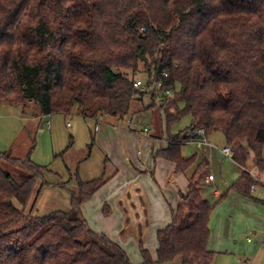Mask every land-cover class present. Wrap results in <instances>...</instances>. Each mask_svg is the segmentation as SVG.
I'll use <instances>...</instances> for the list:
<instances>
[{"label": "trees", "instance_id": "1", "mask_svg": "<svg viewBox=\"0 0 264 264\" xmlns=\"http://www.w3.org/2000/svg\"><path fill=\"white\" fill-rule=\"evenodd\" d=\"M141 70L174 91L161 104L174 107L165 123L188 114L192 126L220 131L241 171L229 190L264 204L251 196L256 181L246 170L252 153L264 171V0H0V103L122 119L141 100L144 90L130 78ZM182 142L180 133L168 135L159 153L185 171L193 157L182 156ZM30 153L0 154V264H133L81 216V204L107 177L76 176L70 192L60 186L68 210L37 216L33 205L27 212L15 205L25 207L35 184L46 183L48 167ZM195 176L156 232L155 258L140 249L142 264L213 262L207 242L215 204Z\"/></svg>", "mask_w": 264, "mask_h": 264}, {"label": "crops", "instance_id": "2", "mask_svg": "<svg viewBox=\"0 0 264 264\" xmlns=\"http://www.w3.org/2000/svg\"><path fill=\"white\" fill-rule=\"evenodd\" d=\"M145 76L147 79V75ZM149 94L154 104L153 98L156 99V97L152 93ZM173 96L174 92L171 97ZM29 104L32 103L28 102L22 108L27 110L26 108ZM160 106L158 105V108ZM139 113L138 115H143V111ZM167 113L172 112L167 111ZM167 113L165 111L164 114ZM25 114L26 112L23 110L20 115V118L24 120L23 127L15 129L16 133L12 137L0 134V154L10 152L16 157H22V154L27 152L30 141L34 143V139H37V143L31 150L30 159L36 164L47 166L49 169L51 165L55 164L56 157L67 154L65 151L72 144V136H69L68 145L61 150V136L57 126L58 121L54 117L55 114L42 115L37 109L28 115ZM60 115L63 119L68 117ZM134 116L131 114L130 117ZM126 117L127 115L123 116L122 119L111 116L101 117L103 128H100L98 125V128L95 130V124L93 127L94 133L90 132L89 142L86 144V154L77 155L74 160L68 163L65 171V177L68 178L57 185H59V188L63 184L69 185L74 181L76 176L82 181L99 178H94L95 175H98L99 166L101 171L102 163L108 162L111 173L108 175L106 182L88 200L81 204V216L93 231L105 234L109 239L121 246L131 263L139 264L140 259L142 263L141 248L146 249L148 252L150 251L151 257L155 258L157 248L156 232L170 222L171 209L176 208L181 202V195L186 193L189 177L192 173L187 174L186 170H177L173 161L160 156L159 151L166 147L167 138L165 139L162 129L161 134L155 131V123H145L148 125L146 126L148 127V131L144 133L142 131L143 127L140 129L135 127L138 122L137 119H135L136 123L134 125L128 124L127 120L126 124H123L122 120ZM2 118L11 119L10 117L3 116L0 120ZM68 124L69 122H66L65 127L71 128V125ZM192 124L193 120L191 126L183 131L189 132ZM212 131L218 130H211L208 133ZM20 134L24 136L21 141L19 140ZM181 136L183 142L187 141V139H192L191 137L188 138L187 134L183 132ZM91 140L93 143L88 147ZM197 145L199 144L197 143ZM199 146L211 145L208 142V144H201ZM220 148H218L216 153L217 157L221 160L228 158L219 152ZM38 150L42 151L36 153ZM94 152L101 159L97 167L92 162ZM249 157L251 159L246 162V170L250 173L248 169H250L251 165L259 173L255 165L254 155L252 154ZM262 158L264 160V146L262 148ZM234 164L238 177L241 171L235 162ZM53 168H50L47 172L54 176H59L61 179L62 176L61 174L59 175L61 173L59 172V168ZM208 175L211 174H201V177H204V181L211 183L214 178L211 181H207ZM198 183L200 186L199 181ZM201 185L202 192L204 193L205 185L204 183ZM251 191L252 193H256L255 198L264 202V181H256ZM213 196L219 197L220 194L217 190H214ZM227 196V199L232 197L231 201L235 206L248 208L250 210L249 214L252 215L251 219H247L248 221L243 223L251 228L252 234H255L253 243H251L252 249L250 254L241 252L244 253V256L240 255L238 260H243V264H264V237L261 232L256 235V230L261 224L263 225L262 221L264 217L261 219V216L264 214V204L232 190ZM230 221L231 217L226 215L225 225H227V230L230 228ZM247 241L252 242L249 238H247ZM208 249L212 251L210 248ZM216 258L215 256L211 264L214 261L215 264L232 263V261H226L225 263L223 259L216 260ZM172 262L169 264H172Z\"/></svg>", "mask_w": 264, "mask_h": 264}, {"label": "rangeland", "instance_id": "3", "mask_svg": "<svg viewBox=\"0 0 264 264\" xmlns=\"http://www.w3.org/2000/svg\"><path fill=\"white\" fill-rule=\"evenodd\" d=\"M137 76L141 79L145 78V73L141 70L140 72H137ZM141 98L142 100L138 98L132 101L127 117L122 120L123 124H126V119L129 118L131 114L132 116H134L135 114V116L133 117V121H135V119L138 120L135 125L137 129L148 126L145 123L151 124L152 122L155 123V131H157L159 134H161L160 132L162 129L165 139L168 137V135L179 132L187 134L188 138H190V130L189 132L183 131L191 126L192 117L190 115L186 114L177 121L168 125L165 123L164 113L165 111L166 113L167 111L173 112L174 107H163L162 105L165 104L164 102L158 108V102L155 98H153L155 106L147 108L152 104V101L151 95L146 91L141 94ZM26 109L27 110L23 109L22 106H9L3 103L0 104V118L3 116L11 118H2L0 120V134L12 137L16 133L15 129H19V127H23L24 125V120L20 118L23 110L24 112H26L25 115H28L35 109H37V106L34 104H29ZM140 110L143 111L142 116L138 115L140 114ZM12 117L17 119H13ZM54 117L58 121L57 126L59 128L62 144L61 150H63L68 145L69 136H72V144L65 151L67 152V154H65V156L56 157V160L54 162L55 164L50 166V168H59V172H61L59 173V175L61 174L62 177L60 179L59 176H54L51 173L46 172L43 177L46 183L38 181L35 184L25 207H22L17 201H14L15 205L25 212L29 211L31 209V205H33L32 214L37 216H44L54 210L69 209L70 198L68 192L75 190L74 181H72L71 184L66 185L68 192L59 188V185L57 184L67 180L68 177H65V171L68 163L71 160H74L77 155L86 154V144L89 142V135L90 132H93V127L95 126V124H98L100 128H103V122L101 121V118L96 121L94 118L71 115L63 119L60 114H55ZM66 122H69L71 128L65 127ZM23 137L24 136L20 134L19 140L21 141ZM207 139L211 146H199L193 139H187V141L182 143V156L185 158L193 157V164L185 172H187V174H193L196 172V180L200 182V186L202 187L201 184L203 183L205 185L203 196L211 204H215L209 219L210 235L208 239V248H210L215 253V256L217 257L216 260L223 259L225 263L226 261H232L231 264H243V260H238L239 256H244V253L250 254L252 249L251 243H253V239L255 237V234L251 233V228L248 225H244L243 223L248 221L247 219H251L252 215L249 214L250 210L248 208L235 206L231 201L232 197L227 199V195L231 192V190H229V186L237 178L238 173L232 158H224L223 160H221L217 157L216 153L218 151V148H220V146L222 147L226 145L223 134L220 131H212L208 133ZM36 143L37 139H34V143L30 141V146L28 147L27 152H24L22 154V157H25L26 154L32 150V146H34ZM40 151L42 150H38L36 153H40ZM249 156H252V153H250ZM250 159L251 157H249L248 161ZM100 161L101 159L99 155L94 152L92 158L93 164L97 167ZM249 168L250 169L248 170L250 171V174L255 181H264L262 172L258 173L256 168L251 165ZM110 169L111 168L108 162L102 163L101 171L99 166L98 175H95L94 178L108 177V175L111 173ZM201 174H211L214 180L211 183H208L204 181V177L202 178ZM214 190H217L219 192V197L213 196ZM36 192L39 193L35 197ZM221 196L224 197L220 198ZM251 196L256 197V193H252L251 191ZM250 199L255 200L254 198ZM226 215L231 217L230 228L228 230L227 225H225ZM263 217L264 214L263 216H261V219ZM262 223L263 225L261 224L257 230H252L257 231L256 235L261 232L264 237V219ZM247 238L252 240V242H248ZM139 264H142L141 259ZM172 264H181L180 258L176 257L173 260ZM213 264H215V261Z\"/></svg>", "mask_w": 264, "mask_h": 264}, {"label": "built area", "instance_id": "4", "mask_svg": "<svg viewBox=\"0 0 264 264\" xmlns=\"http://www.w3.org/2000/svg\"><path fill=\"white\" fill-rule=\"evenodd\" d=\"M145 75H146V73H145ZM165 75L166 74L163 73V76H165ZM130 78H131L133 87H135L136 89H143L144 91H146L148 93H152L156 97L158 105L163 104L165 102V100L168 99L169 97H171L173 92H174L171 87L165 86L161 80H155L153 77H150V82L148 81L149 80L148 78L146 79V76H145V78H142V79L139 78L137 76V73L132 74L130 76ZM147 81L149 82V84H147ZM105 116H107V115L102 114V115H100V118L105 117ZM97 120H98V118H97ZM126 120H127V123L130 125H134L136 123V121H133V117H129ZM97 128H98V124H96L95 130ZM142 131L144 133L147 132L148 127L144 126L142 128ZM190 137L193 140H196V142L199 145L208 144L207 132L202 127H194V125H193L190 129ZM219 152L223 156L228 157V158H232L235 154L234 149L230 145L222 146L220 148ZM263 177H264V174H263ZM212 179H213L212 175H208V177L206 178L207 181H211Z\"/></svg>", "mask_w": 264, "mask_h": 264}, {"label": "water", "instance_id": "5", "mask_svg": "<svg viewBox=\"0 0 264 264\" xmlns=\"http://www.w3.org/2000/svg\"><path fill=\"white\" fill-rule=\"evenodd\" d=\"M114 71V70H113Z\"/></svg>", "mask_w": 264, "mask_h": 264}]
</instances>
